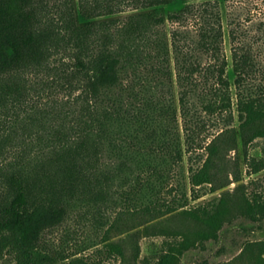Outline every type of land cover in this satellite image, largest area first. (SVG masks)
<instances>
[{
  "label": "trees",
  "instance_id": "trees-1",
  "mask_svg": "<svg viewBox=\"0 0 264 264\" xmlns=\"http://www.w3.org/2000/svg\"><path fill=\"white\" fill-rule=\"evenodd\" d=\"M177 1L186 3L162 12ZM227 24L233 80L217 0H0V243L16 264L68 259L40 240L80 207L152 214L187 207L185 195L160 200L185 155L200 160L188 166L193 190L210 183L209 138L236 121H264V49L256 45L264 20L252 41L234 17ZM64 55L48 85L68 92L60 105L40 104L27 80L6 78L52 72ZM247 211L257 221L264 202L253 197ZM184 213L213 227L221 214L202 206ZM188 245H170L159 264ZM104 250L122 255L117 243Z\"/></svg>",
  "mask_w": 264,
  "mask_h": 264
},
{
  "label": "rangeland",
  "instance_id": "rangeland-1",
  "mask_svg": "<svg viewBox=\"0 0 264 264\" xmlns=\"http://www.w3.org/2000/svg\"><path fill=\"white\" fill-rule=\"evenodd\" d=\"M217 1L222 14L224 48L229 58L228 73L233 80L228 20L234 17L242 27L249 28L252 41L254 28L264 20V0ZM185 3L177 1L163 7L162 12L166 14ZM76 12L81 22L87 21L78 10ZM256 45L264 49V37L258 39ZM65 59V55L58 56L57 69L49 73L21 70L6 78L27 80L33 98L40 104L60 105L69 99L68 92L48 89V85L59 78L57 72ZM259 130H264V121L247 127H240L236 121L229 132L210 137L208 142L212 139L215 149L210 158V183L194 190L188 182V166L199 165L200 160L197 152L190 159L189 155L184 156V170L174 168L160 200L172 203L185 195L187 207L158 214L131 213L110 205L80 207L63 223L44 231L40 240L43 250L67 254L68 259L54 264H67L74 258H81L87 264H159L170 245L180 246L187 240L188 247L169 264H258V259L264 260V214L254 221L247 210L248 201L252 202L255 196L264 202V136H258ZM9 157L11 159L13 154ZM193 192L201 196L193 199ZM193 206L212 207L221 212L216 225L210 226L184 213ZM200 232L212 237L198 238ZM105 242L119 244L122 255H108L104 250ZM3 245L0 243V264H16ZM81 247H85L83 251H79Z\"/></svg>",
  "mask_w": 264,
  "mask_h": 264
}]
</instances>
